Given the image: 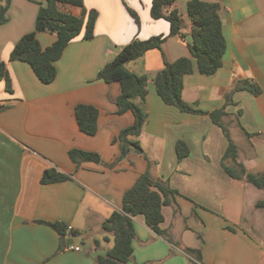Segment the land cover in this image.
Listing matches in <instances>:
<instances>
[{
	"label": "crops",
	"instance_id": "obj_1",
	"mask_svg": "<svg viewBox=\"0 0 264 264\" xmlns=\"http://www.w3.org/2000/svg\"><path fill=\"white\" fill-rule=\"evenodd\" d=\"M126 1L140 24L123 0H84L88 10L99 12L95 35H80L68 44L48 84L27 62L10 60L20 38L35 31L42 0L10 2L8 20L0 26V63L7 62L12 88L0 80V264H98L113 246L109 235H103L108 245L98 238L106 232L103 222L121 209L125 192L146 171L179 191L163 208L162 229L172 241L147 226L144 216H135L129 264H196L186 247L202 251V264H249L251 253V264H264V216L258 206L264 190L227 173L225 166L234 165L223 160L228 139L210 116L225 108L222 123L238 147V161L249 172L264 173V0H207L220 2L227 40L223 65L210 76L199 71L187 44L193 40L191 0L173 6L183 19L185 40L170 34L168 20L152 17L153 0ZM67 10L82 13L75 6ZM156 35L167 36L162 49L127 64L133 73L149 77V117L138 138L142 151L118 160L115 138L135 115L117 113L121 85L99 79L98 73L123 46ZM38 38L44 48L56 40L48 32H38ZM182 57L194 61L193 72L184 78L183 98L203 114L165 103L154 86L164 58ZM243 80L261 93L234 91ZM78 104L99 109L95 135L79 128ZM178 141L189 147L181 160ZM74 148L99 153L103 161L77 164L69 155ZM49 168L69 178L42 183ZM43 221L72 226L76 234L61 235Z\"/></svg>",
	"mask_w": 264,
	"mask_h": 264
},
{
	"label": "trees",
	"instance_id": "obj_2",
	"mask_svg": "<svg viewBox=\"0 0 264 264\" xmlns=\"http://www.w3.org/2000/svg\"><path fill=\"white\" fill-rule=\"evenodd\" d=\"M177 0H153L151 14L154 19H166L171 24V35H178L185 40L182 29L183 19L179 10L174 8ZM11 0H0V26L8 20V10ZM69 6L81 8V15L68 11ZM130 14L138 24L140 19L135 10L128 7ZM221 4L218 1L191 0L188 3V12L193 21L192 42H188L193 58L199 71L205 75H214L223 65L227 50V40L223 33V24L220 17ZM170 10V13H168ZM99 12L88 10L84 0H46L41 6L37 19L36 29L20 38L14 46L10 60L27 62L43 83H51L57 76L56 62L62 57L68 44L76 37L82 35L91 39L95 35L96 22ZM38 32H48L56 36V40L44 48L38 38ZM167 36L156 35L148 39H134L123 46L117 55L108 62L98 73V78L106 82H118L121 85V94L117 98V113L133 112L135 121L132 125L122 129L115 142L120 145L118 160L125 158L132 150L142 151L138 138L144 131L149 113L147 98L149 94V77L138 75L130 71L127 64L134 61L151 50H161ZM194 70V61L182 57L175 62L164 58V67L156 73L153 83L157 93L163 101L175 106L184 112L205 113L197 109L183 98L184 78ZM0 80L6 82L8 90H12L7 62L0 63ZM247 89L258 95L261 88L243 80L236 85L234 91ZM230 99L227 95L226 102ZM225 108L210 113L216 124L223 128L228 139V146L223 160H232L233 166H225L229 175L245 180L264 190V173L249 172L238 161V147L232 139L228 129L222 123ZM75 117L81 131L88 135H95L98 131L99 109L93 105L78 104L75 108ZM177 154L179 160L189 155V147L184 141H178ZM70 158L77 164L86 161L101 163V155L96 152L74 148L69 151ZM69 176L55 168L46 169L41 178L42 183H55L65 181ZM179 191L173 189L167 182L155 180L149 171L141 174L136 183L128 189L123 197L120 210H116L106 219L102 228L113 235L114 244L105 256L99 258L98 264H129L134 254L133 241L136 236L134 217L144 216L145 223L160 235L169 237L162 229L165 221L163 208L173 203ZM264 206V199L258 202ZM44 223L53 227L59 234L67 233V226L61 222ZM233 230V227H230ZM76 233L73 232V235ZM189 255H194L196 264H202V251L186 247Z\"/></svg>",
	"mask_w": 264,
	"mask_h": 264
},
{
	"label": "rangeland",
	"instance_id": "obj_3",
	"mask_svg": "<svg viewBox=\"0 0 264 264\" xmlns=\"http://www.w3.org/2000/svg\"><path fill=\"white\" fill-rule=\"evenodd\" d=\"M123 3H125V5L126 6H128V4H127V1L126 0H123ZM45 6L46 5V0H42V4H40V7L41 6ZM128 7H130V6H128ZM156 53H159V52H157V50H156ZM259 208L261 209V212H260V214H259V216L260 217H263L264 216V206H259ZM103 235H109V237L111 238V242H112V244H114V239H113V237H112V234H110V233H108V232H103L102 234H100V235H98V238L100 239V241H101V243L103 244V245H108L109 244V242L108 241H106V239L103 237ZM200 236V235H199ZM166 237V236H165ZM170 237V236H169ZM168 238V237H167ZM172 239V238H171ZM200 239V238H199ZM191 256L193 257L194 255H192L191 254ZM253 253H251V255H250V257L248 258V260L247 261H249V264H251L252 262H253ZM195 257V256H194ZM193 257V258H194Z\"/></svg>",
	"mask_w": 264,
	"mask_h": 264
},
{
	"label": "built area",
	"instance_id": "obj_4",
	"mask_svg": "<svg viewBox=\"0 0 264 264\" xmlns=\"http://www.w3.org/2000/svg\"><path fill=\"white\" fill-rule=\"evenodd\" d=\"M73 228H72V226H68V228H67V234H69L70 236H72L73 235ZM72 248L73 249H75V250H80V246H72Z\"/></svg>",
	"mask_w": 264,
	"mask_h": 264
}]
</instances>
